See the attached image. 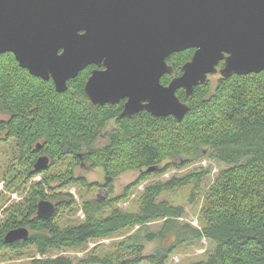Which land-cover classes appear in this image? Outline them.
Listing matches in <instances>:
<instances>
[{
	"label": "trees",
	"instance_id": "16d2710c",
	"mask_svg": "<svg viewBox=\"0 0 264 264\" xmlns=\"http://www.w3.org/2000/svg\"><path fill=\"white\" fill-rule=\"evenodd\" d=\"M194 50L188 48L167 58L176 74L182 72ZM87 76L86 68L69 81L68 90L58 92L52 79L31 74L12 52L0 53V113L8 116L0 119V141L12 148L2 179L8 190L30 188L23 200L6 208V195L0 191V210L5 213L0 220V250L34 246L47 255L21 264H139L144 260L167 264L180 245L206 238L213 248L206 257L188 264H264V70L223 77L214 91L210 79L196 85L191 96L184 88L178 89L181 100L190 105L182 120L174 115L157 117L147 110L122 115L123 102L93 104L85 92ZM171 76L168 74L167 80ZM111 119H116L115 128L107 134L108 142L99 144ZM39 143L42 147L38 149ZM42 153L49 155L53 164L36 170L34 164ZM203 156L228 166L204 198L201 227L180 220L186 214L183 205L159 197L178 186L196 183L197 188L202 172L146 185L137 210L118 205L149 175L169 170L178 159L187 164ZM66 158L70 161L64 171H50ZM166 159L171 162L161 167ZM82 161L102 167L105 180L91 182L78 176L75 167ZM128 170L141 173L122 194L110 196L114 179ZM36 175H42V180L33 182ZM69 185L107 188L108 196L85 198V217L73 222L61 209H79L78 202L72 193L60 192L56 213L48 219L39 217V201L55 197L48 191ZM157 220H163L158 229L147 227ZM19 226L31 228L29 238L5 242L6 233ZM134 226H139V232L117 241L110 252L96 250V246L79 259L49 254L69 247L84 248L92 240ZM143 231L148 241L158 239L156 252L141 255L145 243L138 237Z\"/></svg>",
	"mask_w": 264,
	"mask_h": 264
},
{
	"label": "water",
	"instance_id": "95a60500",
	"mask_svg": "<svg viewBox=\"0 0 264 264\" xmlns=\"http://www.w3.org/2000/svg\"><path fill=\"white\" fill-rule=\"evenodd\" d=\"M188 48L195 51L182 74L164 85L162 77L174 72L167 58ZM6 52L31 74L53 79L58 92L89 64H104L85 84L94 104L128 97L122 115L147 109L182 120L190 105L178 89L191 96L221 61L223 77L264 70V0H0V53ZM49 166L47 154L35 163L36 170ZM56 211L53 201H39V217ZM29 236L19 226L5 242Z\"/></svg>",
	"mask_w": 264,
	"mask_h": 264
},
{
	"label": "rangeland",
	"instance_id": "374dc122",
	"mask_svg": "<svg viewBox=\"0 0 264 264\" xmlns=\"http://www.w3.org/2000/svg\"><path fill=\"white\" fill-rule=\"evenodd\" d=\"M219 69V68H218ZM223 78V74L221 73V69H219L216 73L210 74L209 79L212 83V91L216 90L218 84H220L221 79ZM8 117L5 113H0V119ZM12 142V141H8ZM99 144H106L107 138L102 137L97 141ZM10 143L0 141V191L4 192L6 195V200L3 207H8L13 204H16L23 200L30 190L29 185H27L26 190L21 192L19 190H8L6 188L5 181L2 179V172L5 169L7 163H9V157L11 155L12 148L10 147ZM208 150V149H207ZM206 150V151H207ZM70 160L68 158L62 160L60 164L53 165L50 168L51 172H62L65 170V166L68 164ZM171 162V159H166L160 166L163 167L165 164ZM183 163V165L181 164ZM184 159H178V164L175 162L176 166L171 167L169 170L164 172H156L149 175L142 183L139 185L133 186L128 195L119 201L118 205L126 210L132 211L138 209V198L139 195L143 192L146 185L151 184L153 182H167L170 179H173L176 176H183L188 173H195V172H202L199 173L201 175V179L197 181L198 186L197 188L196 183L185 185V186H178L172 189L164 191L159 199H168L172 203H177L183 205L186 210V214L180 218L182 222L189 221L193 225L201 227L200 221V213L201 208L203 206L204 198L208 191L211 189L213 184L215 183L217 177L221 173L222 169L227 167L228 165L223 162H219L213 160L208 156H203L198 158L194 161H191L187 164H184ZM53 164V163H52ZM51 164V165H52ZM75 172L80 177H86L89 181H99L103 182L106 178L105 171L102 167H93L90 162L82 161L79 165L75 167ZM140 170H128L125 172L120 173L114 179V191L110 196H117L122 194L125 191L126 186L134 182L140 175ZM42 180V175H36L32 181L37 182ZM107 188H92L88 189L87 187H83L80 185H69L65 189H56L53 191H48L50 195H54L53 198H48L49 200L56 203L58 206L59 200L61 196L58 194L60 192H70L72 193L77 202L78 208H73L71 211L68 209H61V213L64 216H69L73 222H78L85 217L83 206V200L85 198H104L108 196ZM56 195H58L56 197ZM5 217V213L3 209L0 210V220ZM163 220H157L154 222L149 223L147 227L150 229H158ZM139 226H134L130 229L117 233L111 237L100 239L97 241H90L88 245L84 248H64L59 251H50L51 255H55L57 253H62L66 255H71L75 259L84 258L88 254H90L96 246V250L100 249L104 252H110L114 250V245L117 241L135 234L139 232ZM32 232V230H31ZM144 238L142 239L141 236L138 237L139 241L143 240L145 243L144 251L141 255H148L157 251L159 241L158 239L148 241L145 238L144 231L140 234ZM137 239V238H136ZM137 239V240H138ZM213 248V243L203 238L200 241L193 242L186 245H180L176 251L171 255L170 259L168 260L167 264H188L192 260L201 259L206 257L208 252ZM47 255H42L39 253L34 246H28L26 248H22L20 250L11 249L8 247H2L0 250V264H21L27 263L35 258H42L46 257ZM134 258V256L132 257ZM117 262V260H115ZM89 264H96V263H89ZM139 264H151L147 260L142 261Z\"/></svg>",
	"mask_w": 264,
	"mask_h": 264
},
{
	"label": "flooded vegetation",
	"instance_id": "af4514ba",
	"mask_svg": "<svg viewBox=\"0 0 264 264\" xmlns=\"http://www.w3.org/2000/svg\"><path fill=\"white\" fill-rule=\"evenodd\" d=\"M195 51V50H194ZM194 53V52H193ZM193 56V55H192ZM192 58V57H191ZM190 58V59H191ZM189 59V60H190ZM187 62V61H186ZM224 65H225V61H221L220 63H219V65H218V68L219 69H222L223 67H224ZM87 69H88V76H87V79H86V81L91 77V75L93 74V71L94 70H103V69H105L106 68V66L104 65V64H98V63H91V64H89L87 67H86ZM85 68V69H86ZM183 72V71H182ZM182 72L181 73H178V74H176L175 73V71L173 72V73H166L163 77H162V79H161V82L164 84V85H168L169 83H170V81L174 78V77H176V76H179V75H181L182 74ZM168 74H172V76H171V78L169 79V80H167V75ZM53 80V79H52ZM90 100V99H89ZM128 100V97H125V98H123V99H121L120 100V102H116V103H121V102H123V107L125 108V103H126V101ZM90 102L91 103H93L91 100H90ZM144 102H147V101H144ZM108 103H111V102H108ZM94 104V103H93ZM106 104V103H105ZM96 105H103V104H96ZM124 110V109H123ZM143 110H147V109H143ZM142 111V110H141ZM148 111V110H147ZM115 125H116V119H111L110 120V123H109V125H108V131L105 133V134H102L101 136L102 137H107V134H109L114 128H115ZM101 137V138H102ZM44 153H42V154H40V155H43ZM39 155V156H40ZM38 156V157H39ZM38 159V158H37ZM52 164V160H51V158H50V165ZM35 165V164H34ZM26 227H28V226H26ZM29 229H30V234H31V228L30 227H28Z\"/></svg>",
	"mask_w": 264,
	"mask_h": 264
}]
</instances>
